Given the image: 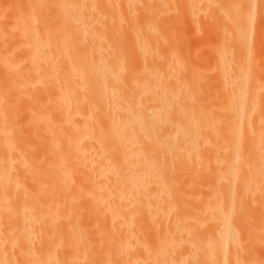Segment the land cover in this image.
Masks as SVG:
<instances>
[{"label":"bare ground","instance_id":"1","mask_svg":"<svg viewBox=\"0 0 264 264\" xmlns=\"http://www.w3.org/2000/svg\"><path fill=\"white\" fill-rule=\"evenodd\" d=\"M196 5L0 0V137L16 161L0 174L18 200L12 264H103L111 248L150 253L154 240L177 249L198 234L207 249L254 236L264 264V115L242 96L231 118L211 121L196 105L190 43L160 47L177 39L167 40L169 28L196 23ZM116 40L126 52L108 46ZM73 165L89 183L72 181ZM194 170L218 178L190 182ZM117 255L113 264L131 261ZM229 257L217 264H235Z\"/></svg>","mask_w":264,"mask_h":264},{"label":"rangeland","instance_id":"2","mask_svg":"<svg viewBox=\"0 0 264 264\" xmlns=\"http://www.w3.org/2000/svg\"><path fill=\"white\" fill-rule=\"evenodd\" d=\"M196 6V9H198L195 18L197 19L194 18L196 23L194 22L195 24L193 23V26L189 25V23H192L191 21L188 22L186 19H183L182 23L185 25L182 26L183 28L181 26L171 28L167 26V28L170 29L167 33L169 34L172 32L167 40H170V36L174 39L177 38L176 40H172L171 42L168 41L167 43L165 38L163 40V37L162 42L159 39L160 36H152L153 42L156 43L155 40H157L158 44H156V46L162 42L163 46L160 44V47L164 49L171 48L177 43L180 46L190 43L188 46L192 48L190 50L189 47L190 51L188 50V53L192 52L193 55L190 53L192 58L189 56L188 58H191L192 66L195 64L194 66L196 68L195 72L197 78H195V84L197 85V92L194 93L197 96L194 95L199 104H197L196 100L195 101L196 105L203 110L204 115L206 114L205 117H210L212 119H210L211 121H214L213 119L227 120L229 117L231 118L228 114H230L229 111L232 110V106L239 105V103L241 104V100L243 101L244 97L246 104L245 102L243 104L246 105L248 109H252L251 107H253V111H255L258 107L254 117L256 116L255 118L259 119L257 115L260 117L264 115V0H197ZM160 28H163L165 33L166 30L164 27ZM175 29L177 31H175ZM150 30L154 33L153 30H155V28ZM183 31L185 33H183ZM244 31L247 33H243ZM173 32H176L175 34L177 36L173 35ZM118 39L123 41L121 37ZM126 40L128 42L125 41V45L126 43L129 45V38ZM112 42L114 43V41H111V43ZM115 42L117 43V40ZM120 42H118L117 45L113 43L110 45L109 43L108 46L119 47L126 52L128 48L126 47L127 49L124 50L123 46L125 47V45L122 46ZM192 49L195 50V54ZM141 60H143L141 63L145 65H150L152 63V61L150 63V60L142 58ZM134 62L135 61H133L132 64L130 63L131 66L133 64V66L136 65ZM188 63H190V60ZM137 64H140V61L137 62ZM190 65L191 64H188V67H190ZM194 66L192 68H194ZM185 69L183 71H186ZM196 89H194V91H196ZM254 103L256 108H254ZM260 111H262V114ZM205 117L204 119L208 122L209 118L207 119ZM254 117H252V119ZM262 119H264V116ZM1 127L2 124L0 123V133ZM205 142L207 143L208 141H204L203 143L205 144ZM203 146L206 150V145ZM0 157L2 158V161L0 159L1 170L9 164L15 165L16 163V161L12 159V153H6V146L2 137H0ZM6 158L7 160L4 162ZM12 170L16 171L15 166ZM196 174L199 176L197 181L202 179L201 183H208L218 178L217 173L213 171L194 170L189 174L188 180L193 182L196 179ZM90 177L91 176L84 168L74 165L71 166V178L74 183H89ZM8 198L11 200H8ZM16 198V190L12 188L9 191L6 179L0 174V262L6 263L8 261L10 264L13 263L11 260H15L16 258V255H14L16 246L12 247L10 243V236L15 233L17 225L16 208L18 200H14ZM241 236L239 237L242 243H240L236 249H219L215 241H212L209 244L210 248L207 249L205 243H203L204 238H208L205 234L194 236V238L198 239L200 242L185 245L183 247L177 245V249H175V243H173L174 245L167 242L155 244L158 242L147 240L148 243L151 242L149 245L153 242L151 247L153 246L154 248L152 250L153 252H150L151 254L149 252L145 253L143 250L140 253L130 254L131 249L124 251L122 248H117V250L109 248L110 251L108 250L109 252L107 253L109 254H107V256L112 257H110L109 260H103V264H113L112 260L114 256L116 258V253H122L121 255L126 256L131 255V261L128 264H152L155 258H159L161 261L175 258L180 261L181 264H217L225 257L229 256H231L229 258H231L235 264H260L263 252L254 241V236L247 234H242ZM140 237L142 240H146L147 238L144 236ZM184 238L186 239V236H184ZM135 239L136 238H134V240ZM177 243L178 242H176V244ZM198 243L201 244L199 245ZM156 245H159L158 248H156ZM202 245H204V248ZM103 246L102 252L104 254V251H107L108 247L106 244H103ZM128 251L130 252L128 253ZM15 254H17L16 250ZM105 255L104 257H107Z\"/></svg>","mask_w":264,"mask_h":264}]
</instances>
